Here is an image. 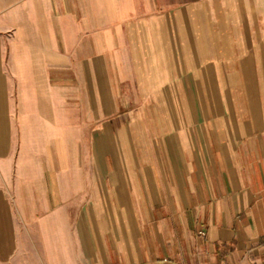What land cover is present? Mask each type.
Returning <instances> with one entry per match:
<instances>
[{
    "label": "crops",
    "instance_id": "0c3cea01",
    "mask_svg": "<svg viewBox=\"0 0 264 264\" xmlns=\"http://www.w3.org/2000/svg\"><path fill=\"white\" fill-rule=\"evenodd\" d=\"M218 4L19 1L0 222L35 263L264 264V28Z\"/></svg>",
    "mask_w": 264,
    "mask_h": 264
},
{
    "label": "rangeland",
    "instance_id": "374dc122",
    "mask_svg": "<svg viewBox=\"0 0 264 264\" xmlns=\"http://www.w3.org/2000/svg\"><path fill=\"white\" fill-rule=\"evenodd\" d=\"M19 1L20 0H0V39H18V31L14 29L16 26L15 22L18 21V15L14 14V12H18ZM218 7L221 12H233L236 16V21H239V18L242 17L248 23L260 25L261 28H264V0H219ZM24 33H26L27 38H33V31L27 30L24 31ZM7 200L9 199L7 198ZM11 209L15 212L14 206H11ZM1 212L2 208H0V213ZM3 212H5L4 209ZM3 226L4 223L1 221L0 232L2 233L5 231L7 234L5 236L9 238L11 243L15 242V244H10V247L6 249L12 252V254H14L12 256L15 257L9 264H45L38 259H36V263L34 262L36 257L33 247L29 249V247L27 248L19 244L22 233L18 227L14 226L13 223L8 227L7 224L6 230ZM26 258H28L30 262L26 263Z\"/></svg>",
    "mask_w": 264,
    "mask_h": 264
}]
</instances>
